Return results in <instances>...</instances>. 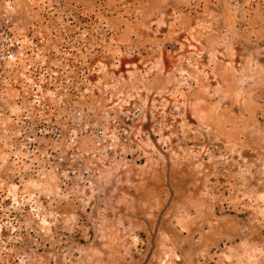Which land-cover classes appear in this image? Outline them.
<instances>
[{
	"label": "rangeland",
	"instance_id": "rangeland-1",
	"mask_svg": "<svg viewBox=\"0 0 264 264\" xmlns=\"http://www.w3.org/2000/svg\"><path fill=\"white\" fill-rule=\"evenodd\" d=\"M73 12L107 39L63 102ZM0 82V264H264V0H0Z\"/></svg>",
	"mask_w": 264,
	"mask_h": 264
},
{
	"label": "trees",
	"instance_id": "trees-1",
	"mask_svg": "<svg viewBox=\"0 0 264 264\" xmlns=\"http://www.w3.org/2000/svg\"><path fill=\"white\" fill-rule=\"evenodd\" d=\"M72 15L74 18L66 17L65 22L58 28L57 32L55 34L52 33L51 41H53V47H50L47 55L48 58H55L56 64L50 66L48 62L46 64L47 68H43L42 71L36 69L33 79L36 84L39 80L43 81L38 87L40 88L38 89L40 93H46L51 90L55 96L64 95L63 102L73 100L77 92L81 91L87 85V82L95 76V73L86 75V71L99 57L95 56L92 59L88 56V58H85L84 52L87 46L91 42H99L101 45L107 39L104 34V27L100 24L98 26L90 24L82 26L85 19L79 17L76 12H73ZM92 20L96 23L95 19ZM35 37L36 46L41 45L44 37L38 35ZM41 75L43 79L40 78ZM33 91L35 90L28 88L27 95L30 94L31 97L34 93ZM48 101V97L41 100L44 104H48Z\"/></svg>",
	"mask_w": 264,
	"mask_h": 264
}]
</instances>
